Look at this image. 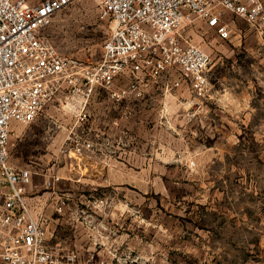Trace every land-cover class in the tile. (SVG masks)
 <instances>
[{"label":"rangeland","instance_id":"rangeland-1","mask_svg":"<svg viewBox=\"0 0 264 264\" xmlns=\"http://www.w3.org/2000/svg\"><path fill=\"white\" fill-rule=\"evenodd\" d=\"M229 17L225 39L201 20L183 26L210 59L202 97L187 83L120 101L98 89L74 135L90 143L80 148L59 127V96L13 127L12 160L55 192L50 242L65 241L81 264H264V30ZM109 30L95 3L77 0L45 34L94 62Z\"/></svg>","mask_w":264,"mask_h":264},{"label":"built area","instance_id":"built-area-1","mask_svg":"<svg viewBox=\"0 0 264 264\" xmlns=\"http://www.w3.org/2000/svg\"><path fill=\"white\" fill-rule=\"evenodd\" d=\"M75 1L0 0V264H81L75 251L48 241L47 217L26 200L32 171L10 161L16 124L32 122L59 96L83 125L98 89L120 101L142 97L150 84L165 92L187 83L202 97L210 59L184 37L185 23L201 20L225 39L229 14L264 30V0H90L110 30L99 59L87 62L60 52L45 34L55 14ZM75 139L66 138L90 145ZM58 179L52 174L44 185Z\"/></svg>","mask_w":264,"mask_h":264},{"label":"crops","instance_id":"crops-1","mask_svg":"<svg viewBox=\"0 0 264 264\" xmlns=\"http://www.w3.org/2000/svg\"><path fill=\"white\" fill-rule=\"evenodd\" d=\"M34 3L39 2L40 0H31ZM231 15L228 14V16L226 15L224 18V22L229 26V20ZM44 111V110H43ZM57 110H46V113H49L51 115H56L58 112H56ZM63 111V113H65V115L68 117L67 118V122L65 123V125L59 124V127L64 128V130L66 131V136H65V140L66 138L70 135V133L72 134V136L75 135V132H77L78 130H80L81 125L77 124L74 116L72 114H70L67 110H61ZM89 114H91L92 110H88ZM107 116V114L105 115ZM90 117V116H89ZM88 121V120H87ZM86 121V122H87ZM113 124L116 125V119L112 120ZM84 122V123H86ZM103 124L109 125L110 121L109 119L103 120ZM10 161L16 166V167H25V168H30L28 164H26L22 159L17 158V160H15V162L12 160L11 155H10ZM43 186H41V184L37 183L33 178H31V181L28 185H26L25 188V197L27 202L29 203V205L31 206L34 214H43L47 217L48 219V224H47V237H48V241L50 242L51 240V227H52V222L55 221V219L52 217V213H56V210L54 208V201L53 198H56L55 196H53V194H55L54 191H49L48 189H44L42 188ZM44 191H41V190ZM53 243H59L61 246L64 245L63 240L60 239H55L53 240ZM52 243V242H50ZM64 249L68 248L70 250L71 247L69 246H62ZM75 248V247H74ZM76 250V249H75ZM74 251V250H73ZM77 256L79 257L80 255L77 253ZM104 263V261H103ZM97 264V263H95Z\"/></svg>","mask_w":264,"mask_h":264}]
</instances>
